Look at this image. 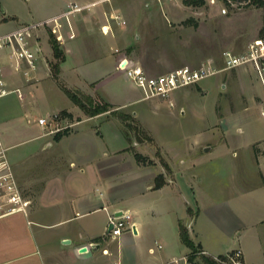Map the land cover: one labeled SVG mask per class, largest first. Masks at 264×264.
I'll return each mask as SVG.
<instances>
[{
	"label": "rangeland",
	"instance_id": "374dc122",
	"mask_svg": "<svg viewBox=\"0 0 264 264\" xmlns=\"http://www.w3.org/2000/svg\"><path fill=\"white\" fill-rule=\"evenodd\" d=\"M92 1L97 0H0V20L3 17L6 18L0 23V33L12 27L55 16V20L50 19L48 25L37 29L39 55L45 59L46 68L50 74V64L54 62V59L51 55L48 34L52 33L60 41L53 27L67 18V16L59 15L61 8L81 6ZM114 1L115 6L113 4L112 6L119 8V11L113 15V20L107 16V23L112 31L124 29L125 44L119 48L120 52L141 66L148 76L163 75L181 67L195 69L208 63L214 67L215 73L196 84L175 89L165 98L154 97L131 102L135 97H143V92L122 75L112 79L110 76L112 74L108 70L98 68L97 62L89 63L88 61L85 62L88 65L83 66L78 72L89 78L98 75L102 77L97 88L99 95H105L104 97L109 98L108 101L112 104H125L119 110L129 114L134 120L133 124L139 125L142 129L141 143L132 140L131 144H128L125 141L127 150L156 162L166 177H171L168 172L169 166L173 168V171L184 172L188 180L196 175L199 183L203 181L206 195L213 196L215 193L223 194L225 189L229 188L228 177L232 174L234 176L237 173L239 178L240 174L246 176V179L240 182L246 183L247 180V185L251 186L255 192V197L248 202L247 209L244 211L251 216L249 221L252 226L239 227L235 232L233 229L228 232L222 229L219 233L223 234L224 248H235L237 240H240L248 245L252 256H256V260L257 251L260 250L252 246L254 236H258L259 246L264 251V221L255 224L258 219L264 220V187L259 179L258 165L251 143L260 140V149L264 151V116L260 113L263 86L250 65L224 70L221 55L224 51L233 55L243 54L251 41L264 38V4L256 5L252 2L245 6H225L221 0H213L204 1L201 6L194 7L185 5L184 0H163L164 4L160 0H113L111 2ZM261 1L264 3V0ZM102 2L93 3L94 8L88 11H98L103 7L102 4L104 6L111 4V2ZM123 40V38L119 40V43ZM60 43L64 45L65 41ZM83 58L85 60L84 56L78 57V60ZM68 66L69 63L62 68L64 85L74 91L80 92L84 89L92 93V96L97 95L93 90L94 86L89 89L83 84L79 85L76 76L66 75ZM41 84V89L35 93L36 101L31 111L33 116L57 110L70 111L74 115L80 113L77 119L83 116L53 81L47 79L41 81ZM15 105L18 107L10 98L0 99V113L7 115L15 108ZM60 114L61 112L57 113L58 118H68L64 116L65 114ZM64 118L61 119L63 120L61 125L58 123L62 130L65 129ZM104 118H107L109 122L104 121ZM68 119L73 118L70 116ZM232 119L235 126L240 129L236 133L235 127L230 128L227 143L233 145L232 149L228 148L227 151L222 152L221 148H215L204 152L201 148L192 146L198 139H208L206 145L215 144L213 143L216 139L214 132L218 133L220 130L219 133H221V128H227L233 123ZM84 126L87 127L86 129L96 126L94 130L97 129L106 138L113 137L123 129L119 121L109 115H103L99 120L90 121ZM118 137L117 140L113 138L110 145L117 144L120 147L121 137L123 139L124 137L121 134ZM37 142L24 143L16 149L9 150V152L25 153L24 164L20 165L19 160V164L15 167L17 171L23 169L29 173L44 174V170L39 168L41 164L38 162L41 159L65 154L63 149L54 147L52 150L38 151L34 147ZM108 149H111V146ZM195 153L198 157L193 156ZM124 158L123 163L115 169L114 177L117 178L120 186L119 192L132 195L136 191L135 187H138L131 183L133 178L130 179L132 170L133 172L135 170L129 166L128 157ZM130 158H132L131 154ZM260 158L263 160L260 163L264 169V154L259 156V160ZM192 160L197 162L191 165ZM162 164H165L168 169L166 170ZM200 173L204 175L203 180L201 175L199 176ZM14 175L23 196L31 200L33 195L30 193V188L26 187L18 174L14 173ZM177 184L183 196L185 193L188 194L179 182ZM257 187L261 188L258 192ZM155 195L158 197L157 209H160L163 215L156 219L146 217L142 220L141 232L136 236L131 231L125 232L127 242L117 251L119 256L120 253L123 256L122 259L120 257L118 259L120 263L154 264L159 260L163 250H156L155 245L159 244L163 247L165 241L166 243L172 241L171 235L160 229L165 222V210L160 207L162 195ZM223 197L221 195L220 198L223 199ZM220 198L206 201L203 204V212L211 215L216 213L218 221L229 224L228 208L224 205V200ZM192 213L194 214L192 210L188 213L190 218ZM130 214L132 216V212ZM20 215L0 218V250L23 253L37 248L41 251L43 245L47 247L53 242L57 228H43L47 240L42 245L32 240L35 226L33 224L27 226ZM15 219L17 221H14ZM106 232L107 225L104 229L107 243L103 245L106 244L110 255L103 260L108 264L112 259H116L117 253L116 244L113 241L115 238L109 237ZM150 249L152 252L149 251ZM193 264L203 263L197 259Z\"/></svg>",
	"mask_w": 264,
	"mask_h": 264
},
{
	"label": "crops",
	"instance_id": "0c3cea01",
	"mask_svg": "<svg viewBox=\"0 0 264 264\" xmlns=\"http://www.w3.org/2000/svg\"><path fill=\"white\" fill-rule=\"evenodd\" d=\"M100 1L109 3L113 0H97L85 3L80 6L81 9L79 11L67 15H65L67 7H62L59 15L67 16V18L53 27L59 36L60 41L57 38L56 40L64 56V61L59 65V80L65 84L62 79L64 77L62 68L69 63L66 75L70 76L72 74L76 76L75 78L79 85L83 84L89 89L94 86L93 90L96 93H98L97 88H99L98 85L102 77L98 75L89 78L80 75L78 71L83 66L88 65L85 62H97L98 68H105L112 74L110 75L112 79L119 75L125 77L123 71L119 68V64L122 61L128 66H139L120 52L119 48H122L125 44L124 29L112 31L107 23V16L113 20V15H116L115 13L119 11V8L112 6L116 2H111V6L102 4L103 7L98 11H88L94 8L92 7L93 3ZM160 1L164 4L163 0ZM52 18H55V16ZM49 19L45 17L42 21ZM5 20L6 18H1L0 23ZM15 28L17 27H12L8 31ZM104 28L106 29L105 31L103 30ZM122 38L124 40L119 43ZM35 39L38 44L37 30ZM66 40L68 41L66 42ZM62 41H65L64 45L60 43ZM82 56L85 57V60L84 58L78 60V57L81 58ZM46 66L45 59L39 55L36 61V69L30 74V80L27 81L24 77L14 74L8 75V88H19L23 94V99L19 100L13 94L4 97L10 98L18 107L15 105V108L9 111L7 115L0 113V143L6 149L7 159L12 170L20 176L33 195L31 200L27 197L30 201L27 207V214L20 215L18 213L27 226L29 224L35 226L34 233L32 232L34 239L32 240L43 245L47 240L43 231L44 227L57 228V233L53 237V242L47 247L43 245L41 251H38L37 248L23 253H16L13 250H0V264H107L103 258L110 254L106 244L103 245V243H107L105 242L104 229L109 217L118 212L129 214V223L132 224V230H135V233L132 232V234L136 236L141 232L140 225H142V220L146 217L156 219L163 215L160 209H157L156 200H158V197L155 194L162 195L160 197V207L165 210V222L160 229L168 232L172 237V241L169 243L165 241L163 247L159 244L155 245L156 250H163L159 260L154 264H164L170 259L179 258V256H185L189 253V250L179 241V223L183 224L187 229L188 236L194 245H198L200 250L205 251L210 256H221L239 249L242 252L244 264H264V251L259 246L258 236H254L252 241L253 248L260 250L257 251V259L255 260L256 256H252L248 245L240 240H237L235 248H224L223 234L219 233V230L222 229L226 232L233 229L235 232L239 227L252 226L249 221L251 216L244 211L247 209L248 202L255 197V192L251 186L247 185V180L246 183L240 182L245 180L246 176L240 174L239 178L237 173L234 176L232 174V176L228 177V180L230 179L228 182L229 188L225 189L223 194L206 195L203 181L199 183L198 176L193 175L188 180L184 172L180 170L173 171V168L168 165L170 169H168V172L171 177H166L161 168H159L160 166L153 160L148 159L152 162L151 165L137 162L132 152L127 150L128 146L126 147L125 140L122 137L120 147L117 144V146L113 144L115 147L110 145L113 138L114 140L119 138L118 135L121 134V131H118V134L113 135L111 139L110 137L106 138L97 129L94 130V128H97L96 126L86 129L87 127L84 126L86 123L99 120L105 114L90 118L83 115L77 119L80 113L74 115L70 111L57 110L44 112V115L39 113L33 116L31 111L36 101L35 93L41 89V81L47 79L52 81ZM80 92L92 96V93L84 89H81ZM104 96L101 97L108 101V95L106 94L108 99ZM141 99L143 98L135 97L131 102ZM108 102L117 109H122L125 106V104ZM63 111L72 116L73 119H68L70 117L66 115L64 116L68 118L62 117L66 121L64 130H67L68 134L58 141H54L53 133H47L50 128L38 126L36 120L40 117L57 115V113ZM62 118L57 119L60 125L63 122ZM24 119H26V123H24ZM103 120L109 122L107 118ZM232 127H235L236 133L240 131L233 122L229 124V127L221 128V133H219L220 130H218V133L214 132L213 135L216 134V139L213 143L215 144L206 145L208 139H198L192 146L197 149L201 148L204 152L215 148H221L222 152L227 151L228 148L232 149L233 145H228L227 143L230 128ZM197 133L201 134V132ZM33 141H38L34 145L38 151L52 150L54 147L55 149H63L65 153L64 155L41 159L38 163L41 164L39 168L44 170V174H39V172L29 173V171L23 169L17 171L15 167L19 164L18 161L20 160V165L24 164L25 153L9 152V150L16 149L21 144ZM259 142L260 140H255L251 145L258 165L259 179L264 187V169L260 163L263 160L262 158H260L261 161L259 160V156L264 154V151H261ZM109 146H111V149H108ZM128 153L132 155V158H130ZM197 155L195 153L193 156L198 157ZM125 156L128 157L129 166L135 170L134 172L132 170L130 176V179L133 178L131 183L138 186L135 187L136 191L132 195L119 192L120 186L117 178L114 177L116 175L114 174L115 169L123 163ZM195 162L197 161L192 160L191 165ZM159 174L163 175L164 183L159 189H154V179ZM200 175L203 180L204 175L201 173ZM177 182L183 186L188 194L182 195ZM257 188L258 192L261 188ZM219 195L220 197L223 195V199L218 197ZM217 198L224 200V205L228 208L229 224L218 221L216 213L211 215L203 212V204L209 200H217ZM249 207H251V204H249ZM187 208L194 212V214H191V218L188 216ZM131 212L133 217L130 214ZM14 215L17 214L6 217ZM14 221L17 220L15 219ZM18 221L22 222V220ZM263 221L258 219L255 224ZM126 231L128 230L123 231L124 233L122 232L123 234L119 238L113 239L116 244L117 256L116 259H112L108 264H123L118 260L119 257L122 259L123 256L121 253L119 256L117 251L119 247L125 246V242H127ZM103 251L107 253L104 254ZM149 251L152 252V249Z\"/></svg>",
	"mask_w": 264,
	"mask_h": 264
},
{
	"label": "built area",
	"instance_id": "2783aa9c",
	"mask_svg": "<svg viewBox=\"0 0 264 264\" xmlns=\"http://www.w3.org/2000/svg\"><path fill=\"white\" fill-rule=\"evenodd\" d=\"M221 1L225 6H245L252 3V0ZM80 9V6L67 7L65 15ZM51 20H55V18ZM49 22L50 19L28 23L0 34V99L11 94L15 95L19 100L23 99V94L19 88H8V75L14 74L24 77L27 81L30 80V74L35 71L36 61L40 54V48L35 39V32L38 27L46 26ZM221 57L224 70L250 65L257 73L263 86L260 113L264 116V38H256L251 41L243 54L233 55L228 51H224ZM119 68L123 71L125 78L143 92V99L165 98L173 90L196 84L215 73L214 67L209 63L206 65L202 64L195 69L181 67L159 76H148L140 66H128L123 61L119 64ZM57 119L58 115L54 114L40 117L36 120V123L42 128H50L47 132L48 134H54L63 129L59 128ZM29 204L30 201L23 196L7 159L6 149L0 143V218L18 213L26 215ZM129 219V214L126 212H121L119 216L111 215L107 224V228L111 225V229L106 234L111 238H117L125 230L133 232ZM105 252L103 251V253ZM194 255L195 260L192 263L188 260L187 254L179 258L170 259L164 264H193L197 259L201 260V257L209 258L216 264H244L242 252L239 249L221 256H210L203 250H198Z\"/></svg>",
	"mask_w": 264,
	"mask_h": 264
},
{
	"label": "trees",
	"instance_id": "16d2710c",
	"mask_svg": "<svg viewBox=\"0 0 264 264\" xmlns=\"http://www.w3.org/2000/svg\"><path fill=\"white\" fill-rule=\"evenodd\" d=\"M256 5H263L264 3L261 0H252ZM185 5L190 6H201L204 2L203 0H184ZM48 42L51 49V55L54 59V62L50 64V78L55 83V85L59 88V90L70 100V102L77 107L82 115L85 117H95L98 115H109L116 118L122 126L121 134L123 135L125 141L128 144H131V141L134 140L136 143H141L140 134H142V129L139 125L133 124V118L130 117L129 114L121 112L119 109L114 108L108 101L102 98L98 93L95 96H90L88 94L81 93L79 91H74L67 88L58 78L59 74V65L64 61L63 52L60 49L59 43L52 33L48 34ZM66 115L70 117L69 114H66L64 111L61 112L60 115ZM67 130L58 131L53 134V140L58 141L63 136L67 135ZM133 136V139H132ZM128 149V148H127ZM134 159L142 164L151 165L152 162L141 154L133 152ZM162 166L167 170L165 164ZM164 183L163 175L159 174L154 179V189H159ZM187 212L190 213V209L187 208ZM178 237L180 243L185 246L188 250V260L192 263L195 260L194 253L200 250L198 245H194V243L190 240L188 236L187 229L182 225L178 224ZM201 261L203 264H216L209 258L201 257Z\"/></svg>",
	"mask_w": 264,
	"mask_h": 264
},
{
	"label": "water",
	"instance_id": "95a60500",
	"mask_svg": "<svg viewBox=\"0 0 264 264\" xmlns=\"http://www.w3.org/2000/svg\"><path fill=\"white\" fill-rule=\"evenodd\" d=\"M120 215V212H118L117 214H115V216H119ZM111 229V225L108 226L107 228V232ZM133 233H135V230H133Z\"/></svg>",
	"mask_w": 264,
	"mask_h": 264
}]
</instances>
